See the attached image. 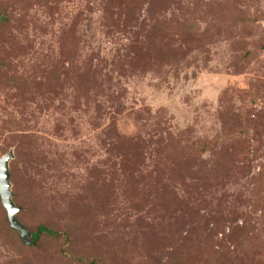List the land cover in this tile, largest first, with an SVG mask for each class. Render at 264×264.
I'll list each match as a JSON object with an SVG mask.
<instances>
[{
	"label": "rangeland",
	"instance_id": "374dc122",
	"mask_svg": "<svg viewBox=\"0 0 264 264\" xmlns=\"http://www.w3.org/2000/svg\"><path fill=\"white\" fill-rule=\"evenodd\" d=\"M10 150L0 264H264V0H0Z\"/></svg>",
	"mask_w": 264,
	"mask_h": 264
},
{
	"label": "water",
	"instance_id": "95a60500",
	"mask_svg": "<svg viewBox=\"0 0 264 264\" xmlns=\"http://www.w3.org/2000/svg\"><path fill=\"white\" fill-rule=\"evenodd\" d=\"M14 157L13 150H10L7 154L0 157V198L4 208L7 211V216L9 223L12 228L18 230L26 243H35L33 240L32 234L28 231V229L22 225L18 218L17 213L20 210L14 200H13V192L11 190V182H10V161Z\"/></svg>",
	"mask_w": 264,
	"mask_h": 264
},
{
	"label": "trees",
	"instance_id": "16d2710c",
	"mask_svg": "<svg viewBox=\"0 0 264 264\" xmlns=\"http://www.w3.org/2000/svg\"><path fill=\"white\" fill-rule=\"evenodd\" d=\"M40 232H48V233L52 234V231H51V230H48V229H46V228L43 227V226H40V227H39L38 233H40ZM37 238H38V234L36 233V234L34 235V239H37Z\"/></svg>",
	"mask_w": 264,
	"mask_h": 264
}]
</instances>
